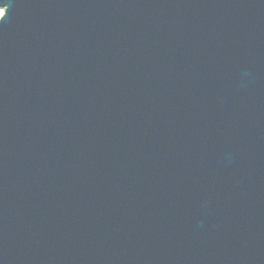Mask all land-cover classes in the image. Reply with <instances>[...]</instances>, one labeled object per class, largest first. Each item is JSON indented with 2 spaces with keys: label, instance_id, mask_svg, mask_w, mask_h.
<instances>
[{
  "label": "water",
  "instance_id": "water-1",
  "mask_svg": "<svg viewBox=\"0 0 264 264\" xmlns=\"http://www.w3.org/2000/svg\"><path fill=\"white\" fill-rule=\"evenodd\" d=\"M0 10V264H264V0Z\"/></svg>",
  "mask_w": 264,
  "mask_h": 264
}]
</instances>
